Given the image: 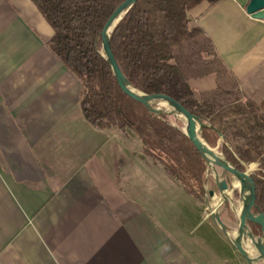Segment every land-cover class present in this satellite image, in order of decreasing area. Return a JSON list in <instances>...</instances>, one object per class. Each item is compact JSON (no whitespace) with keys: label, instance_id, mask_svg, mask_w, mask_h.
<instances>
[{"label":"crops","instance_id":"obj_1","mask_svg":"<svg viewBox=\"0 0 264 264\" xmlns=\"http://www.w3.org/2000/svg\"><path fill=\"white\" fill-rule=\"evenodd\" d=\"M249 2L202 3L190 16L264 111V19ZM52 35L32 0H0V264H239L211 204L189 196L134 131L86 119L82 84ZM172 196L185 206L172 212Z\"/></svg>","mask_w":264,"mask_h":264},{"label":"trees","instance_id":"obj_2","mask_svg":"<svg viewBox=\"0 0 264 264\" xmlns=\"http://www.w3.org/2000/svg\"><path fill=\"white\" fill-rule=\"evenodd\" d=\"M32 1L53 29L49 47L82 84L80 104L86 119L100 129L134 131L146 154L197 201L206 203L210 190L218 193L206 159L181 130L183 123L173 115L150 112L124 93L102 55L105 20L125 0ZM222 1L138 0L114 29L111 47L134 86L169 94L214 126L203 129L204 138L239 168L258 165L250 175L264 210V111L245 95L214 40L190 16L202 3L215 6ZM209 75L216 76V87L196 92L191 79ZM233 196L239 199L237 189ZM221 217L231 230L233 210L226 206ZM249 224L261 235L260 224Z\"/></svg>","mask_w":264,"mask_h":264},{"label":"water","instance_id":"obj_3","mask_svg":"<svg viewBox=\"0 0 264 264\" xmlns=\"http://www.w3.org/2000/svg\"><path fill=\"white\" fill-rule=\"evenodd\" d=\"M138 0H125L114 11H112L106 18L101 38H102V55L107 59L113 75L119 88L131 98L143 103L150 112L155 114L166 113L173 115L176 120L183 123L181 130L193 141L194 145L206 159L210 170H212L217 178V183L222 191L221 201L213 210V217L218 225L221 227L223 233L226 235L232 245L249 261L250 264H259L264 262V252L261 251L259 245L252 237L253 243L258 247V252L255 254L252 249L248 247L244 236L247 233L249 221H254L260 224L262 229V236L264 237V210L257 201L255 193V184L252 176L248 170H243L228 159L217 148L211 147L203 136V129L205 127H212L210 123L202 121L197 115L193 114L186 106L180 103L177 99L169 94L163 92L147 93L136 86H134L122 71L115 54L111 47V37L114 29L120 20L132 9ZM246 11L253 18L264 19V0H250L246 7ZM175 126L177 122H174ZM220 133V132H219ZM223 138L222 133H220ZM217 167L221 168L218 172ZM226 173L232 175L233 184L237 186L241 203L240 209L234 206L232 196V189L230 182L226 177ZM210 195L214 196V190H210ZM229 203L231 208L237 213L239 217V227L232 233L226 223L221 217L222 207ZM253 208L255 211H253ZM254 236V234H251Z\"/></svg>","mask_w":264,"mask_h":264},{"label":"rangeland","instance_id":"obj_4","mask_svg":"<svg viewBox=\"0 0 264 264\" xmlns=\"http://www.w3.org/2000/svg\"><path fill=\"white\" fill-rule=\"evenodd\" d=\"M191 84L194 87V89L196 90V92L199 93V92H205V91H208V90H211V89L215 88L216 85H217V80H216V76L215 75H209V76H204V77H200V78H193V79H191ZM252 168H253V165H251V166L246 165L245 170H248L249 173H250ZM217 169H218V167H217ZM218 172L220 173L221 169H218ZM210 175L215 178L216 184L218 185L217 178H216V176H215L213 171L210 172ZM230 175H231L230 173H226V177L229 180H231V181H229L230 182V188L232 189V193H234V190H236V189L238 190V188H237L236 185L233 184L232 175L231 176ZM239 195H240V192H239ZM232 196H233V194H232ZM221 198H222L221 189H220V191L218 193H215L214 196H210V198L208 199L207 202L209 204H211V209H213V210L215 209V206L221 201ZM233 200H234V196H233ZM241 201H242L241 200V196L239 197V199L234 200V206L236 207V209H240ZM171 203L173 204V207H171V206H167V207H169V209L172 210V212L177 210V206L184 207L185 204H186L182 200V197H178V196L177 197L176 196H172L171 197ZM222 212H223V208H222ZM233 212L236 215V222L235 223L233 221L231 222L232 228H231L230 231L232 233H234L239 227V217H238L237 213L234 210H233ZM176 214H177V212L175 214H169L167 218H164L162 216L161 222L164 225L163 226V230H164V227H166L167 229L175 227L172 223L175 221L173 219L176 218ZM248 230H249V232L251 234H254L253 230L251 229L250 224H248ZM252 237L255 239V242L259 245L261 251L264 252V237L262 236V233L259 236L255 235V234H254V236H250L248 233H246V235L244 236L246 244L256 254L258 252V247L253 243ZM240 255H242V254L240 253ZM241 257H242V260L239 262V264H250L249 261L243 255ZM259 264H264V262H260Z\"/></svg>","mask_w":264,"mask_h":264},{"label":"flooded vegetation","instance_id":"obj_5","mask_svg":"<svg viewBox=\"0 0 264 264\" xmlns=\"http://www.w3.org/2000/svg\"><path fill=\"white\" fill-rule=\"evenodd\" d=\"M219 191H220V188H219ZM233 195H234V193H232ZM226 206H228V207H230L231 208V206H230V204L229 203H226V204H224V206L222 207V208H225ZM232 209V208H231Z\"/></svg>","mask_w":264,"mask_h":264},{"label":"bare ground","instance_id":"obj_6","mask_svg":"<svg viewBox=\"0 0 264 264\" xmlns=\"http://www.w3.org/2000/svg\"><path fill=\"white\" fill-rule=\"evenodd\" d=\"M247 233L251 236V233L249 232L248 228H247Z\"/></svg>","mask_w":264,"mask_h":264},{"label":"clouds","instance_id":"obj_7","mask_svg":"<svg viewBox=\"0 0 264 264\" xmlns=\"http://www.w3.org/2000/svg\"><path fill=\"white\" fill-rule=\"evenodd\" d=\"M256 167H258V165H253V169H255Z\"/></svg>","mask_w":264,"mask_h":264}]
</instances>
